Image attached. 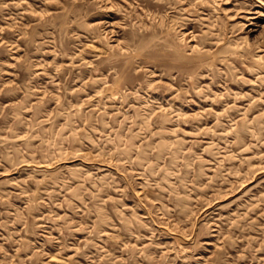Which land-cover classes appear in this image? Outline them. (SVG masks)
Masks as SVG:
<instances>
[{"label": "rangeland", "instance_id": "rangeland-1", "mask_svg": "<svg viewBox=\"0 0 264 264\" xmlns=\"http://www.w3.org/2000/svg\"><path fill=\"white\" fill-rule=\"evenodd\" d=\"M0 264H264V0H0Z\"/></svg>", "mask_w": 264, "mask_h": 264}]
</instances>
